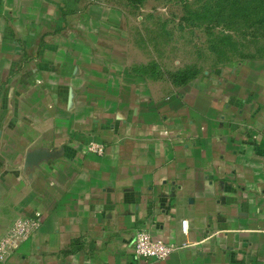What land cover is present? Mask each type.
Here are the masks:
<instances>
[{"label": "crops", "instance_id": "crops-1", "mask_svg": "<svg viewBox=\"0 0 264 264\" xmlns=\"http://www.w3.org/2000/svg\"><path fill=\"white\" fill-rule=\"evenodd\" d=\"M143 11L0 0V236L38 219L0 264H264V56L176 75Z\"/></svg>", "mask_w": 264, "mask_h": 264}, {"label": "rangeland", "instance_id": "rangeland-1", "mask_svg": "<svg viewBox=\"0 0 264 264\" xmlns=\"http://www.w3.org/2000/svg\"><path fill=\"white\" fill-rule=\"evenodd\" d=\"M121 1L143 6V19L152 23L150 32L144 33L151 36L160 66L172 72L185 74V68L192 74L203 66L259 54L252 49V42L238 36L240 30L237 28L252 21L246 9L236 11L235 6H226L229 13L223 16L219 0Z\"/></svg>", "mask_w": 264, "mask_h": 264}, {"label": "built area", "instance_id": "built-area-1", "mask_svg": "<svg viewBox=\"0 0 264 264\" xmlns=\"http://www.w3.org/2000/svg\"><path fill=\"white\" fill-rule=\"evenodd\" d=\"M86 150L101 154L103 144L96 139H87L84 143ZM38 219L29 215L16 216L7 230L0 236V261L4 260L12 248L23 239L27 238L37 227ZM180 228L186 230V219L180 220ZM176 246L160 238H154L145 229H137L132 238L134 255L141 258L163 259Z\"/></svg>", "mask_w": 264, "mask_h": 264}, {"label": "trees", "instance_id": "trees-1", "mask_svg": "<svg viewBox=\"0 0 264 264\" xmlns=\"http://www.w3.org/2000/svg\"><path fill=\"white\" fill-rule=\"evenodd\" d=\"M223 7H221L220 13L225 16L229 12L226 10V6H235L236 11L238 9H246V14L252 16V21L245 25L240 26L237 29L238 36L243 41H247L252 46V49L259 52L257 55L251 56H264V0H219ZM223 8V9H222ZM250 12V13H249ZM245 37V38H244ZM246 56V55H245ZM180 76H181V72ZM177 75V72H176Z\"/></svg>", "mask_w": 264, "mask_h": 264}]
</instances>
